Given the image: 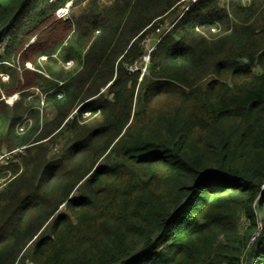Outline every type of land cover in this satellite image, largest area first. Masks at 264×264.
Returning <instances> with one entry per match:
<instances>
[{"label": "trees", "instance_id": "obj_1", "mask_svg": "<svg viewBox=\"0 0 264 264\" xmlns=\"http://www.w3.org/2000/svg\"><path fill=\"white\" fill-rule=\"evenodd\" d=\"M84 1L0 0V264H264V0L189 3L145 73L183 0Z\"/></svg>", "mask_w": 264, "mask_h": 264}, {"label": "rangeland", "instance_id": "obj_2", "mask_svg": "<svg viewBox=\"0 0 264 264\" xmlns=\"http://www.w3.org/2000/svg\"><path fill=\"white\" fill-rule=\"evenodd\" d=\"M113 0H101V2L103 3V4H110L111 2H112ZM88 2V0H85L84 2H83V4H86ZM192 1L191 0H183L182 2H181V4H180V6H178L177 7V15L175 16V17H173L172 19H170L165 25H164V29H166V28H168L169 26H172L171 25V20H174L177 16H181L182 14H183V12H185V11H187L186 10V8H188V6H189V3H191ZM158 39H159V36L158 35H156L155 33L154 34H152L151 35V37L147 40V43H146V49H147V57L149 56L150 57V55H149V53L152 51V49H153V47L156 45V43L158 42ZM44 60L46 61V58H42V62H44ZM144 60V59H143ZM140 67H142L143 68V70L145 69V64H143L142 66H140ZM27 68H29V69H33V67H32V65L31 64H27ZM39 89V88H38ZM31 92H33V89H32V91ZM41 91H40V89L39 90H34V93H36V95H37V93L39 94ZM15 98V100L16 99H18L19 98V96H18V98L17 97H14ZM44 99V98H43ZM19 100V99H18ZM40 108H42L43 109V117L46 119V120H50V119H53L54 118V113H53V111H52V108H49V107H47L46 105H42V103L40 104ZM8 151H6V149L4 148V150H1L0 151V159H1V157L3 156V155H6V157H5V159H7L9 156H8ZM5 159H3L2 160V162L1 163H4L5 162Z\"/></svg>", "mask_w": 264, "mask_h": 264}, {"label": "built area", "instance_id": "obj_3", "mask_svg": "<svg viewBox=\"0 0 264 264\" xmlns=\"http://www.w3.org/2000/svg\"><path fill=\"white\" fill-rule=\"evenodd\" d=\"M192 2L191 3H195L197 0H191ZM189 7V6H188ZM186 10H188V8H186ZM70 13V8H64V9H61V10H59L58 12H57V15H58V17H60V18H62V17H64V18H66L67 16H68V14ZM171 27L172 26H169L168 28H166V29H164V26H160L159 28H157L156 29V32H155V34L156 35H158L159 36V39H158V42L160 41V39L164 36V35H166L168 32H169V30L171 29ZM151 37V36H150ZM149 37V38H150ZM157 42V43H158ZM156 43V44H157ZM151 53V52H150ZM150 53H149V55H150ZM144 60H143V63L145 64V69L143 70V68H142V71H143V73H145L146 71H147V64L149 63V61H150V57L148 56H144V58H143ZM46 60H47V58H46ZM73 66V62H70L67 66H66V68H71ZM14 97H17L18 98V95H15V96H13V97H11V98H8V99H6V98H4V99H6V102L8 103V104H10V105H13L15 102H17L18 101V99H16L15 100V98ZM42 103V105H44V101H42L41 102ZM23 130V129H22ZM24 150H25V148L24 147H21V148H18V149H15L13 152H8L9 154H8V156H11V154H13V153H24ZM5 157H6V155H3L2 157H1V159H0V162H2V160L3 159H5ZM8 159V158H7Z\"/></svg>", "mask_w": 264, "mask_h": 264}, {"label": "water", "instance_id": "obj_4", "mask_svg": "<svg viewBox=\"0 0 264 264\" xmlns=\"http://www.w3.org/2000/svg\"><path fill=\"white\" fill-rule=\"evenodd\" d=\"M255 211H256L257 219L260 221V210L258 203L255 204Z\"/></svg>", "mask_w": 264, "mask_h": 264}, {"label": "bare ground", "instance_id": "obj_5", "mask_svg": "<svg viewBox=\"0 0 264 264\" xmlns=\"http://www.w3.org/2000/svg\"><path fill=\"white\" fill-rule=\"evenodd\" d=\"M45 61V60H44Z\"/></svg>", "mask_w": 264, "mask_h": 264}]
</instances>
